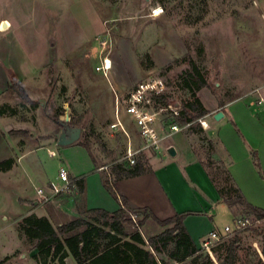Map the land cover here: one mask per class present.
<instances>
[{"label": "rangeland", "instance_id": "1", "mask_svg": "<svg viewBox=\"0 0 264 264\" xmlns=\"http://www.w3.org/2000/svg\"><path fill=\"white\" fill-rule=\"evenodd\" d=\"M156 8L162 12L154 16ZM0 18L11 24L0 28V161L13 159L9 170H0V256L17 241L12 228H1L6 223L1 215L9 221L32 207L34 186L47 192L59 185V166L70 173L71 165L74 171L85 169L84 148L56 144L62 121L81 127L79 140L88 143L95 165L109 169L124 163L125 137L110 136L109 131L115 114L123 115L130 136L138 137L123 98L142 80L158 75L165 80V99L157 100L153 109L169 101H177L180 108L188 96L179 83L180 73L189 69L187 55L208 81L196 94L209 108L239 97L264 106V0H0ZM107 58L111 67L98 70ZM10 80L21 84L38 105L22 103L7 88ZM199 118L193 124L200 125ZM182 134L197 141L193 147L221 182L225 167L213 158L214 146L209 148L205 130L191 133L186 126L168 141ZM147 149L135 158L159 154ZM69 196L60 193L46 203L38 198L54 225L73 218L69 211L53 209L52 202ZM240 217L237 212L235 218ZM248 217L250 224L240 233L238 264H264V219ZM226 224L232 227L233 220L220 212L216 227ZM164 229L147 220L139 232L147 239ZM31 251L32 245L22 239L14 261L43 264L32 261ZM155 255L161 263L166 260L163 254ZM209 257L219 264L213 247ZM64 264L76 263L68 255ZM169 264H194V259Z\"/></svg>", "mask_w": 264, "mask_h": 264}, {"label": "crops", "instance_id": "2", "mask_svg": "<svg viewBox=\"0 0 264 264\" xmlns=\"http://www.w3.org/2000/svg\"><path fill=\"white\" fill-rule=\"evenodd\" d=\"M2 20H6L9 27V19L0 18V22ZM199 99L208 110L205 119L209 127L205 132L210 141H213V158L223 161L224 167L250 204L264 208V177L260 175L250 154L251 149L257 151L261 171L264 174V106L255 104L250 98L239 97L227 100L221 105L214 103L209 108L201 98ZM218 111L223 112V116L217 120L214 118V114ZM117 117L124 130L120 126L110 127L112 123L116 122L115 114L113 121L109 124V131L112 133L110 136H113V133L124 135L126 144L123 155L128 146L138 150L137 154L148 151L149 149L144 147V140L130 115L126 117L135 126L138 137L130 136L125 127L123 115L117 114ZM138 138L141 143L139 146L136 145ZM194 142L197 141L194 138H186L184 134L174 142L165 141L166 151L148 158L151 172L118 179L114 184L117 191L127 199L129 207H146L160 220L175 213L192 212L193 214L184 219V226L199 248L201 240L211 230L223 232V229L216 227V219L220 212L227 213L232 220L235 219L237 212L233 214L229 206L219 196L217 186L212 180L204 159L199 157L197 151L193 149ZM75 145L84 148L77 142L71 144V146ZM169 146L175 148V156H170L167 153ZM49 151L53 150L48 149ZM85 151L84 171H74L72 165L71 173L68 170L72 179H83L81 191L79 192L76 187L67 199H56L55 202H52L56 205V208L53 207V209L61 212L69 211L73 218L77 217L79 211L85 208H103L111 212L119 208L118 202L102 184L101 172L104 166L95 165L96 160L93 159L92 154L86 149ZM123 155L121 160L125 162L121 163L132 165L123 159ZM33 188L35 190L36 187ZM38 198L36 193V198L29 201L32 207H28L23 213L13 215L9 221L5 215H1L6 220L1 228H12L15 231L17 241L12 245L10 251L0 256V264H26V259L21 262L14 261V253L20 248L21 240L25 239L19 234L15 226L19 218L33 213L37 216L47 217L52 223ZM52 225L56 227L60 224L54 225L52 223ZM30 253L32 257L35 251ZM20 255L22 257L24 253ZM5 257L8 258L4 259Z\"/></svg>", "mask_w": 264, "mask_h": 264}, {"label": "trees", "instance_id": "3", "mask_svg": "<svg viewBox=\"0 0 264 264\" xmlns=\"http://www.w3.org/2000/svg\"><path fill=\"white\" fill-rule=\"evenodd\" d=\"M185 61L189 64V69L180 73L179 83L187 90L188 96L181 101L180 114L176 120L182 125H187L191 133H202L200 125L193 122L206 115L208 110L196 93L199 89L208 87V81L190 56L187 55ZM7 88L16 92L22 103H29L33 107L38 105L18 82L10 80ZM3 113L4 110H0V114ZM208 141L209 148H212V142ZM77 143L90 152L86 141L79 140ZM193 149L196 151L195 147ZM250 154L260 175L264 177L257 151L251 149ZM12 163V158L0 161V170H9ZM151 171L148 156L144 153L139 154L132 165L113 163L109 169H102V184L119 204L116 211L85 208L79 211L77 217L56 227L47 217L33 213L19 218L16 222L17 230L25 241L32 245L35 251L33 259L43 264L46 261L50 264H64V258L69 255L76 264H169L171 260L193 258L194 264H214L208 254H201V250L184 226V219L193 214L192 212L175 213L160 220L146 207H129L127 199L115 188L114 182L118 179ZM224 173L225 177L221 182H217L214 177L212 180L217 186L219 196L233 214L241 212L243 217L250 215L254 219H264V208L254 206L244 198L226 167ZM82 181V178L75 180L79 192L83 186ZM133 215L137 216L138 220H134ZM147 220H153L165 229L144 239L139 228ZM245 229L247 227L227 234L213 246L219 264H238L240 233ZM155 252L163 254L166 260L159 262Z\"/></svg>", "mask_w": 264, "mask_h": 264}, {"label": "built area", "instance_id": "4", "mask_svg": "<svg viewBox=\"0 0 264 264\" xmlns=\"http://www.w3.org/2000/svg\"><path fill=\"white\" fill-rule=\"evenodd\" d=\"M104 62H106V59H103L102 63L96 68L98 70H106L107 68L105 67L106 64ZM165 87V80L161 76L153 75L139 82L123 98L125 110L137 126L140 136L144 140V147L150 148L156 152L166 151L164 142L187 126H180L177 123L176 118L180 114V108L177 101H169L164 103L165 106H159L156 110L153 109V104L157 100L159 101L160 99H163L162 97L164 95ZM206 116L207 115L201 116L198 119L204 130L209 127L207 120L205 119ZM117 126H120V128L124 130L116 115V122L112 123L110 127L116 128ZM137 151L138 150H134L128 146L123 155V159L130 164H134ZM49 154L53 156L54 151H49ZM57 177L60 184L50 186L49 191L46 192L42 187L35 188L42 203L52 200L60 193H72L76 188L75 180L69 176L66 167L59 166ZM254 220L260 221L258 219ZM249 224V217L235 218L233 220V226L226 225L223 228V232L211 230L208 235L201 240L199 249L211 255L213 244L219 242L222 237L235 230L237 231L246 228Z\"/></svg>", "mask_w": 264, "mask_h": 264}, {"label": "water", "instance_id": "5", "mask_svg": "<svg viewBox=\"0 0 264 264\" xmlns=\"http://www.w3.org/2000/svg\"><path fill=\"white\" fill-rule=\"evenodd\" d=\"M8 27V22L6 20H2L0 22V28L6 29ZM223 116V112L218 111L214 114L215 119H220ZM62 128L56 138V144L58 146H68L75 142H77L81 136V127L78 125H70L67 123V120L62 121ZM167 153L170 156H175L176 150L173 146H169L167 148Z\"/></svg>", "mask_w": 264, "mask_h": 264}, {"label": "bare ground", "instance_id": "6", "mask_svg": "<svg viewBox=\"0 0 264 264\" xmlns=\"http://www.w3.org/2000/svg\"><path fill=\"white\" fill-rule=\"evenodd\" d=\"M162 12V10H160V8L158 9V8H156L155 10H154V12H153V15L154 16H157V15H159L160 13ZM10 25V24H9ZM3 30V29H2ZM105 64H106V68L107 69H109L110 67H111V62H110V60L107 58L106 59V62H104Z\"/></svg>", "mask_w": 264, "mask_h": 264}]
</instances>
